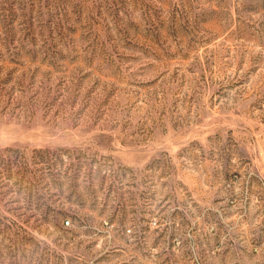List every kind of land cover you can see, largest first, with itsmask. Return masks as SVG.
Wrapping results in <instances>:
<instances>
[{"label":"rangeland","instance_id":"obj_1","mask_svg":"<svg viewBox=\"0 0 264 264\" xmlns=\"http://www.w3.org/2000/svg\"><path fill=\"white\" fill-rule=\"evenodd\" d=\"M0 264H264V0H0Z\"/></svg>","mask_w":264,"mask_h":264},{"label":"built area","instance_id":"obj_2","mask_svg":"<svg viewBox=\"0 0 264 264\" xmlns=\"http://www.w3.org/2000/svg\"><path fill=\"white\" fill-rule=\"evenodd\" d=\"M66 224H70V220L69 219L66 220ZM128 231H131V230L129 229Z\"/></svg>","mask_w":264,"mask_h":264}]
</instances>
